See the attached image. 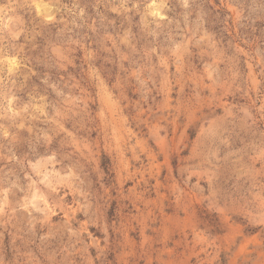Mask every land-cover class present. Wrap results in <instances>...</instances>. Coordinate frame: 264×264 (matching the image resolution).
<instances>
[{"label":"rangeland","instance_id":"rangeland-1","mask_svg":"<svg viewBox=\"0 0 264 264\" xmlns=\"http://www.w3.org/2000/svg\"><path fill=\"white\" fill-rule=\"evenodd\" d=\"M0 264H264V0H0Z\"/></svg>","mask_w":264,"mask_h":264}]
</instances>
